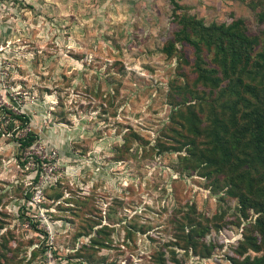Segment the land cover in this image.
I'll return each mask as SVG.
<instances>
[{"label": "rangeland", "instance_id": "obj_1", "mask_svg": "<svg viewBox=\"0 0 264 264\" xmlns=\"http://www.w3.org/2000/svg\"><path fill=\"white\" fill-rule=\"evenodd\" d=\"M182 17L241 22L259 39L250 63L262 49L264 0H0V264L264 257L258 244L240 254L245 235L261 241L257 215L244 218L224 186L181 160L189 148L172 149L167 128L182 101L230 86L198 89L217 68L176 40ZM237 87L243 119L261 116L260 78L246 74ZM192 210L206 229L204 258L175 237Z\"/></svg>", "mask_w": 264, "mask_h": 264}, {"label": "trees", "instance_id": "obj_2", "mask_svg": "<svg viewBox=\"0 0 264 264\" xmlns=\"http://www.w3.org/2000/svg\"><path fill=\"white\" fill-rule=\"evenodd\" d=\"M179 24L181 29L176 40L193 47L198 61H204V56L211 54L210 59L217 68V71L212 70L213 74L208 76L205 72L200 80L195 81L198 89H209L214 96V91L222 90V81H227L230 86L223 89L222 97L208 100L193 97L180 102L181 106L174 113L180 119L173 114L167 128L172 141L178 145L172 149L178 153L181 152L178 150L189 148L186 156L178 154L181 160L196 171L202 168L199 176L213 178L218 187L224 186L225 195L238 200L244 218H247V210L257 215L253 229L261 241L257 243L254 236L245 235L242 244L245 251L241 247L240 254L249 249L257 252L258 245L264 247V106L261 116L253 114L251 119H243L237 84L246 74H252L260 78L264 88V37L261 51L250 63L253 43L259 39L249 37L241 22L205 27L200 21L182 17ZM263 103L264 97L261 99ZM15 118L21 125L28 121L25 115ZM168 149L161 145V151ZM198 219L195 210L186 213L175 237L185 249L204 258L209 254L208 249L202 251L197 241L204 237L206 229ZM165 259L160 254L151 258L152 264H166ZM246 259L250 260L249 257ZM249 264H264V257Z\"/></svg>", "mask_w": 264, "mask_h": 264}]
</instances>
